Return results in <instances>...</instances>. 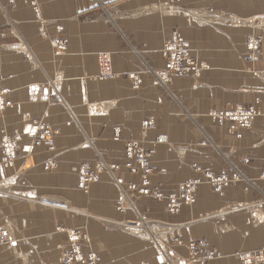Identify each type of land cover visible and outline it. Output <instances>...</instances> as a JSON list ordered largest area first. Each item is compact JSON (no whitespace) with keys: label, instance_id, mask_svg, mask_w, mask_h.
Returning <instances> with one entry per match:
<instances>
[{"label":"crops","instance_id":"crops-1","mask_svg":"<svg viewBox=\"0 0 264 264\" xmlns=\"http://www.w3.org/2000/svg\"><path fill=\"white\" fill-rule=\"evenodd\" d=\"M260 19L264 0H0V85L11 101L0 116V264H59L60 228L85 229L101 264H169L192 239L227 255L264 249ZM174 30L202 63L199 76L159 77ZM250 34L262 40L253 61ZM99 52L110 54V79L93 77ZM234 106L259 111L238 133L209 115ZM148 116L155 128L143 136ZM39 121L56 130L52 150L32 145ZM158 134L167 142L155 143ZM127 141L151 153L148 190L170 195L201 180L193 203L176 213L166 198L138 194ZM85 161L110 168L83 192L72 167Z\"/></svg>","mask_w":264,"mask_h":264},{"label":"built area","instance_id":"built-area-1","mask_svg":"<svg viewBox=\"0 0 264 264\" xmlns=\"http://www.w3.org/2000/svg\"><path fill=\"white\" fill-rule=\"evenodd\" d=\"M35 8L38 13V7L36 4ZM261 22V21H259ZM259 35L250 34L247 38L248 49L250 48L251 52L250 55L246 58H253V54L255 51L254 44L255 39L259 38ZM258 40V41H259ZM63 41L60 40H51L50 44L53 47H60L63 45ZM162 56L165 58L166 67L165 69L160 72V76L165 79H170L173 75H191L193 77L199 76L201 72V65L197 61L196 57L189 54V48L185 40L177 33L173 32L169 38L164 41L163 47L161 49ZM98 73L97 76L103 79L109 78L113 76V73L110 69V54L107 52L98 53ZM6 90L3 89L0 85V112L3 111L6 107H8L11 102L7 99ZM233 111H243L246 113L252 114L251 108L248 109H236ZM224 111L221 112H213L212 117L220 122L224 120H228L224 117ZM233 123H237L236 121L230 120ZM247 122V121H246ZM244 122V123H246ZM243 123V124H244ZM144 128V130H143ZM154 128V122L152 118H147L142 122V132L145 133L148 130ZM38 129L40 130V135L36 140L37 144L43 143V145H47L49 149L53 147L54 140L51 132L47 127L42 125H38ZM156 142H166L165 135H158ZM13 147L10 145L9 154H13L12 151ZM126 155L129 160H134L136 165H131L128 163L127 166L129 167L130 171L141 173L142 183H146L147 176L151 173L155 167L150 164L149 161V154L145 153L142 149L135 147L133 143H130L126 148ZM95 165H91L89 163L83 164L79 167V181L82 187H86L88 182L91 180L97 181V173H95ZM76 170V169H75ZM100 170V169H99ZM98 170V171H99ZM86 172V177L84 175ZM94 174V176H92ZM93 177V179L91 178ZM196 184V181H190L186 185L187 188L183 189V191L177 196L169 197V209L176 210L179 202L183 199L184 202H191L193 200V189ZM142 192L146 193V190H141ZM68 239H69V251L64 253L61 264H101V258L97 253H94L89 248L90 241L86 234L85 235L79 233L76 230L68 229L67 231ZM86 239V252L83 255L80 249V240ZM224 257L216 249L210 248L206 245L204 241H197V242H190L189 243V259L183 260L180 264H193L194 262H198V264H203L206 260L221 258ZM238 259V264H264V251L263 250H250V251H243L236 255Z\"/></svg>","mask_w":264,"mask_h":264},{"label":"rangeland","instance_id":"rangeland-1","mask_svg":"<svg viewBox=\"0 0 264 264\" xmlns=\"http://www.w3.org/2000/svg\"><path fill=\"white\" fill-rule=\"evenodd\" d=\"M38 11H39V9H38ZM175 31V30H174ZM170 36V35H169ZM167 39V38H166ZM165 39V40H166ZM52 40H55V39H52ZM57 40H59V39H57ZM164 40V41H165ZM60 41H63V40H60ZM64 42V41H63ZM164 44V43H163ZM63 45H64V43H63ZM62 45V46H63ZM61 46V47H62ZM162 49V48H161ZM161 52V51H160ZM99 53H101V52H99ZM97 55H98V53H97ZM161 55H162V52H161ZM163 57V56H162ZM163 59H164V61H165V58L163 57ZM98 60H99V58H98V56H97V63H98ZM165 67H166V61H165ZM165 67H164V69H165ZM110 69H111V62H110ZM111 72L113 73V71H112V69H111ZM97 73H98V71H97ZM97 73H96V75L95 76H93L94 78H98V79H103V78H101V77H98L97 76ZM113 76H114V73H113ZM112 76V77H113ZM156 76H157V74H156ZM176 76H191V75H188V74H186V75H173V76H171V78L170 79H165V78H163V77H161L160 75H159V77L160 78H162V79H164V80H166V81H169V80H171L173 77H176ZM112 77H109V79L110 78H112ZM193 77V76H192ZM107 79V78H106ZM6 96H7V92H6ZM11 102V101H10ZM4 111V110H3ZM3 111H1L0 112V116H3ZM152 118L153 119V121H154V118L152 117V116H148V117H146V118H144L142 121H141V130H142V122L145 120V119H147V118ZM155 124V123H154ZM35 125H36V131H35V133L33 134V137H32V145H35V146H45V145H43V143H40V144H37L36 143V140H37V138L39 137V135H40V130L38 129V125H42V126H44V127H47L48 129H49V131L51 132V134H52V136H53V140H54V138H55V135H56V130L51 126V125H49V124H45V123H43V122H37V123H35ZM155 128V127H154ZM141 130H140V132H141ZM150 131H152V130H150ZM150 131H148V132H150ZM2 132H3V140L5 141V138L7 139V136H6V134H5V130L4 129H2ZM147 132V133H148ZM146 133V134H147ZM145 134V135H146ZM141 135H142V133H141ZM145 135H143V136H145ZM18 135H15V137H17ZM156 137V136H155ZM155 139V138H154ZM204 141H205V143H204ZM207 140H203V144H207L208 142H206ZM134 141H127L126 142V146H125V152H126V148H127V146L130 144V143H133ZM155 142V141H154ZM156 143V142H155ZM48 150H52L53 148H54V144H53V147L51 148V149H49V147L46 145L45 146ZM135 147H137V148H140V149H142L145 153H148L149 154V161H150V164H152L154 167H155V169L151 172V173H149L148 174V176H147V181H146V183L144 184V183H142V177H141V173L139 172V171H137V172H132V171H130V169H129V167H127V164L128 163H131V165H136V162L134 161V160H129L128 159V157H127V155L125 154V157H126V162H125V166L127 167V169H128V171L130 172V173H134V174H136V175H138L139 176V180H140V188H133V189H135L136 191H137V193L138 194H142V195H154V196H157V197H164V198H166L167 199V207H168V209L170 208L169 207V197H171V196H174V195H179L182 191H183V189H186L187 188V184H188V182H190V181H196V184H198V182H200L201 180H190V181H187L186 183H184L183 185H181L180 187H179V189H178V191L176 192V193H173V194H170V195H162V194H160V193H157L156 191H150V190H148L146 187H147V185H148V177L151 175V174H153V173H155L156 172V170H157V168H156V166L153 164V162H152V160H151V153L149 152V151H146L143 147H141V146H139L138 144H135ZM12 151L14 152V148L12 149ZM11 157H12V154H9L6 158H5V160L7 161V164L6 165H9V163H10V160L12 161V159H11ZM86 163H89V164H91V165H95V168L96 167H98V166H100V165H104L103 163H101L100 161H97V162H95V163H90V162H88V161H85V162H81V163H79V164H77V165H75V166H73L72 167V171L76 174V177H77V187L80 189V190H82L83 192H86V190H83V189H81L79 186H78V181H79V172L77 171V170H73L74 169V167H76V166H78V165H83V164H86ZM51 165L48 163L47 165H46V168H48V167H50ZM110 168V167H109ZM104 171H106L105 169L104 170H102L100 173H99V175H98V179H99V176H100V174L102 173V172H104ZM98 181V180H97ZM196 184H195V186H194V189H193V200L191 201V202H185V204H187V205H190V204H192L193 203V201H194V195H195V187H196ZM141 190H146L147 192L146 193H144V192H142ZM120 198H122L121 196L118 198V200L120 199ZM182 202V201H181ZM184 202H182V204H183ZM181 204V205H182ZM117 207L119 208L120 207V205L118 204V201H117ZM177 213V212H176ZM64 228H60L59 230L61 231V232H64L66 235H67V230L68 229H65V230H63ZM69 229H73V230H76V228H69ZM80 229V228H79ZM63 230V231H62ZM82 230H85V229H82ZM86 232V231H85ZM83 235H84V233H82ZM86 234H87V232H86ZM87 236H88V234H87ZM88 238H89V236H88ZM67 239H68V235H67ZM89 241H90V238H89ZM192 241H194V242H197V241H204L205 243H206V241L205 240H201V239H192V240H190L188 243H187V252H186V256L184 257V258H177V257H175V256H173V255H167L165 258H166V260H167V262L169 263V264H180L183 260H188L189 258V243L190 242H192ZM90 245H91V243H90ZM206 245L208 246V247H210V248H213V249H216L217 251H219L221 254H223L224 255V257H221V258H215V259H209V260H206L203 264H207V262H209V261H212V260H216V259H222V258H227V257H229V256H232V257H234L235 259H236V263L235 264H238V259L236 258V255L238 254V253H241V252H243V251H239V252H236V253H232L231 255H227V254H225V253H223L222 251H220V250H218L217 248H215V247H211V246H209L207 243H206ZM90 247V249H91V251H93V252H95L92 248H91V246H89ZM69 248H70V246H69V239H68V245H67V248L64 250V252L62 253V255H61V257H60V261H59V264H61V259H62V257H63V255H64V253H66V252H68L69 251ZM80 249H81V251H82V253H83V255L85 254V252H86V240H80ZM253 250H259V249H253ZM260 250H263L264 251V249H260ZM250 251V250H249ZM95 253H97V252H95ZM98 254V253H97ZM99 255V254H98ZM101 258V257H100ZM79 264H81V263H79ZM193 264H198V262H194Z\"/></svg>","mask_w":264,"mask_h":264},{"label":"bare ground","instance_id":"bare-ground-1","mask_svg":"<svg viewBox=\"0 0 264 264\" xmlns=\"http://www.w3.org/2000/svg\"><path fill=\"white\" fill-rule=\"evenodd\" d=\"M10 1V4L11 5H13L14 4V1L15 0H9ZM34 4H36L34 1L32 2V6L34 7V9H35V11H36V8H35V5ZM36 14H37V17H38V13H37V11H36ZM38 21H40V23H41V26H40V30H41V34H42V36L43 37H46V34H45V31H44V26H43V21H41V20H39L38 19ZM259 21H261V22H259ZM255 25H257V26H260V27H264V19H260V20H258L257 22H256V24ZM173 32H177V31H173ZM172 32V33H173ZM171 33V34H172ZM178 33V32H177ZM171 34H170V36H171ZM179 34V33H178ZM180 35V34H179ZM254 35H256V34H254ZM169 36V37H170ZM181 36V35H180ZM249 36V35H248ZM248 36H247V38H248ZM168 37V38H169ZM182 37V36H181ZM258 37H260V40H259V38H256L255 39V44H254V48H255V50L256 49H258L259 50V47H260V44H261V42H262V40H261V36L259 35ZM247 38H246V46H247V43H248V40H247ZM184 40V39H183ZM259 40V41H258ZM58 47V46H57ZM247 48H248V46H247ZM258 50L257 51H255L254 52V54H253V58H246L247 60H249V61H253L254 59H255V57H256V54H257V52H258ZM250 52H251V50H250V48L248 49V54L246 55V57L247 56H249L250 55ZM200 65H201V69H203V65H202V63H200ZM201 73V72H200ZM248 108H251V110H252V114H250V113H246V112H243V111H233V110H236V109H248ZM221 111H224L225 113H224V117L226 118V119H228V120H224V121H222V122H220L219 120H216L215 118H213L212 117V113L213 112H221ZM259 113V111H258V109L255 107V106H249V107H243V106H234V107H227V108H225L224 110H214V111H211L210 113H209V115L212 117V119H214L218 124H221V125H224V124H226V123H232L231 124V126H230V130H236L237 131V133H238V131H240V130H242V129H245V128H247V127H249V125L251 124V122H252V120H253V118H254V116H256L257 114ZM230 120H233V121H236L237 123H233L232 121H230ZM247 121V122H246ZM154 122V121H153ZM244 122H246V123H244ZM244 123V124H243ZM154 127H155V124H154ZM154 129V128H153ZM153 129H151V130H153ZM143 130H144V128H143ZM148 131H150V130H148ZM147 131V132H148ZM147 132H145V133H143L142 132V130H141V133H142V135H145ZM158 135H165V134H158ZM158 135H156V137L158 136ZM166 136V135H165ZM155 137V139H154V141L156 142V140H157V138ZM166 142H167V136H166ZM166 142H159V143H166ZM206 142H208V141H206ZM156 143H158V142H156ZM204 143H205V141H204ZM133 144L135 145L136 143L135 142H133ZM125 154H126V152H125ZM152 165V164H151ZM79 167H80V165H78V166H76V167H74V171H75V169L78 171V169H79ZM128 167V166H127ZM95 169V173H97V177H98V175H99V173L102 171V170H109V167L108 166H106V165H100V166H98V167H96V168H94ZM100 169V170H99ZM99 170V171H98ZM84 175H85V177H86V172H84ZM92 176H94V174L92 175ZM92 179H93V177H91ZM96 181H94V180H91V181H89L88 182V185H87V188L86 187H82L81 185H80V181H78V186L81 188V189H83V190H86V191H88L89 190V187H90V185L92 184V183H95ZM178 195V194H177ZM177 195H174V196H177ZM182 202H184L183 201V199L181 200ZM179 202V205L177 206V209L176 210H170V211H174V212H176L177 210H178V207L182 204V202ZM122 203H123V200H122V198H120L119 200H118V204L120 205V207H119V209L121 208V206H122ZM185 203V202H184ZM76 231H78L79 233H84V235H85V237H86V232H85V230H82V229H79V228H76ZM81 240H86V239H81ZM90 248V247H89ZM95 253V252H94Z\"/></svg>","mask_w":264,"mask_h":264}]
</instances>
